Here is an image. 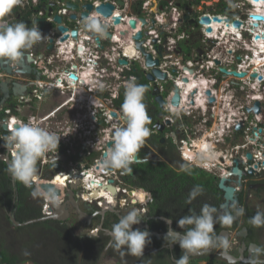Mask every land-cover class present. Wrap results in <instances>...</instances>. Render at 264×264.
Wrapping results in <instances>:
<instances>
[{
  "label": "built area",
  "instance_id": "obj_1",
  "mask_svg": "<svg viewBox=\"0 0 264 264\" xmlns=\"http://www.w3.org/2000/svg\"><path fill=\"white\" fill-rule=\"evenodd\" d=\"M90 2L94 9L106 3L114 6L109 17H104L97 11L90 14L95 15L107 27V32L113 39L109 40L105 35L98 34L91 37L88 32H83V20L72 21L69 18L70 13L66 14L65 10H59L58 14L64 17L65 25L68 27L74 25L73 29L80 32L79 40L75 42L76 46L71 43L74 53L70 58L78 65L77 68L70 67L64 70L61 73L64 79L60 85L48 89L40 85L31 90L33 94L30 92L28 96H21L15 100L13 107L0 109L5 115L1 124V127H6V130H2L3 137L10 134L18 120L24 122L31 120L61 136L57 154L59 170L54 168L52 162L56 153H48L38 162L37 170L40 171L32 180L46 202L61 200L64 196L63 191L69 190L70 186L75 184L76 192H79L84 204L108 211L109 207H112L116 210L133 208L139 212L140 206L151 200L146 198L144 192L137 193L126 187L123 179L127 177V172L106 168L104 161L111 147L115 128L124 126L121 105L124 101L126 83L132 78L139 83L141 75L146 78L148 74L153 75L154 70L165 75V79L157 77H154L153 81L146 79V93L149 97L147 102L156 104L153 91H157L161 96L164 102L161 125L177 131L180 144L185 148L182 157L189 166L203 169L212 175L225 176L228 170L234 167V161L246 160L245 156L251 154L252 167L258 165L256 166L258 171L264 168L262 145L264 65L255 66L256 55L243 54L239 43L241 34H235L234 37L232 31L224 24H199L203 17H214L212 10L208 12L213 15L197 12L196 16H190L185 20V8L198 10L202 5L201 0H90ZM31 3L36 4L37 0H24L21 8H26ZM233 5L236 10H241L245 6L243 0ZM116 16L121 17L118 27L114 26L113 17ZM225 16L218 18H230L229 15ZM234 19L240 20L238 16ZM249 21L251 22L248 19ZM248 22L246 25H249ZM208 28L211 32H207ZM138 33H141L139 40L141 48L152 60H158L157 66L146 65L144 54L136 47L134 38ZM193 39L198 42V52L193 49L192 55L184 58L179 45L194 41ZM80 47L84 51H80ZM58 50V53L44 61L50 64L55 58L60 60V52L61 55L67 53L62 46ZM64 59L67 58H62ZM120 60H125L126 64H120ZM94 65L98 66L102 73L100 77L104 78L103 82H99V86L95 83L97 79L92 81L94 72L91 69ZM222 67L228 72L236 69L238 73H245V77L224 76L220 72ZM254 73L261 79H252L251 75ZM70 74H74L78 81H72L69 78ZM70 88L73 91L77 88L87 91L96 89L98 96L101 97L98 104L100 125L92 123L89 117L82 113L73 112L71 120L65 123L56 119L63 107L73 104L72 96L70 102L66 100L60 109L46 117L37 119L25 114V111L35 103L42 102L50 91L57 90L61 96H65ZM177 88L179 103L173 105L172 100ZM187 88H190L188 93ZM256 103L259 110L255 108ZM49 117L56 120L55 124L49 125L50 127L47 125ZM237 126H240L238 131ZM209 146L215 152V159L210 163H202L199 157ZM75 152L89 159L87 168L78 169L73 159H64ZM0 158L4 162L11 159L10 151L4 146L0 147ZM134 163L135 161L131 165ZM47 170L52 174L51 180L41 177ZM41 183L54 185L62 192V196L57 199L49 197L40 188ZM110 186L114 188V193L109 189Z\"/></svg>",
  "mask_w": 264,
  "mask_h": 264
},
{
  "label": "flooded vegetation",
  "instance_id": "obj_2",
  "mask_svg": "<svg viewBox=\"0 0 264 264\" xmlns=\"http://www.w3.org/2000/svg\"><path fill=\"white\" fill-rule=\"evenodd\" d=\"M38 1L41 2V0ZM201 2L204 9L208 7V9L212 10L213 13H219L226 16L231 14V7L226 6L224 0H201ZM255 10L256 13H258L256 8H254L252 11ZM236 13L237 15L239 14L238 12ZM19 15L21 16V19L17 20ZM239 17H241L242 20H246L245 15H239ZM6 20L9 23H16L18 21L25 22L26 17H23V13L15 8L12 14L9 17H6ZM253 22L254 21L250 22V29L248 25L245 26V21H243L241 31L243 33L242 40L245 43H251L252 41V39L247 38L250 35L248 29L254 32L264 29V27H262L263 24L260 22L257 28H252ZM74 27V25H70V31L72 30L71 33L78 31V29H73ZM40 30L43 33L45 39L35 44L30 50L26 51L19 61L12 62L3 59L5 62L3 64H5V66H0V83L3 81L6 82L9 85L8 87L11 89L13 84L19 83L21 87L20 90L24 91V93L20 94V91H17L16 94H11L9 97L10 99H7L4 104L0 106V109L3 107H10L9 104L13 105V102L20 99L21 96H28L30 92L33 94L32 89L38 88L40 85L43 86V88L48 89L62 83L64 77L61 75V73L64 72V70L61 69L58 61L53 59L54 61L50 62V64H48L47 61H44V59L49 58V55H44V53L47 51V48L51 47L47 43L49 37L52 36L51 27L47 28L43 24ZM58 32L61 34V31ZM188 43L189 44H186L184 47L179 46L180 53L183 56L192 55V50L195 49L197 51L198 49V43L196 41H191ZM252 43L253 44L250 47H252L254 50L251 51V55H253L255 51V44L259 43L264 45V43L261 41L257 43L253 41ZM189 48L191 50L188 52L187 50ZM255 55H264V53L255 52ZM255 61L258 62V64L257 62L255 63V66L257 67L264 65V61H258L257 57L255 58L254 62ZM7 69H10V72H8ZM234 70L236 71V69ZM188 89L189 88L186 89L187 93L189 91ZM98 94L99 93L94 88H92L91 91L82 89L79 90V88H77L76 91H73V89L70 88L67 90L65 96H61V94L57 91H50L47 94L48 96L44 98L42 102L39 101L35 103L25 111V114L27 116L32 115L37 119L46 117L49 113L60 109L61 104L66 100H69L70 102V98L72 96L74 99L73 104L63 107L57 114L56 119L65 123V121L71 120L73 112L74 114L82 113L86 114L92 123L100 125L101 123L98 122L100 111L98 104L101 97H99ZM1 98L2 97L0 94V100ZM147 113L151 119L149 128L152 130V134L146 139L145 144L137 154V158L142 160V162L134 163L131 165V169L136 165H143L145 167V165H148L150 162L157 163L158 177L155 189L156 191H159L158 195L153 194L148 190L138 188L139 185L132 186L133 191L137 193L144 192L146 198L151 199L150 201L147 200L146 203H143L140 206L139 212H137L139 218L142 220L141 224L133 226L134 228H140L142 230L148 229L150 231L151 243L145 248L149 252L145 253L144 257H134L129 255L126 249L117 250L112 244V237L110 236L112 233V226L115 223H118L122 216L128 214L130 211H135L136 209L125 208L116 210L113 208V211H108L106 209L84 204L80 199L81 195L79 192H76V189H71L70 186L69 190L63 191L64 196H62V192L60 191V196H62V199L56 201L60 205L66 207L68 211V217L62 221L55 220V222L59 223L61 229H55L54 233L70 235L72 241H68L67 243L64 240V243H57L56 247L61 254L57 259L59 264H62V260L65 259V251L67 250V247L69 250L74 251L72 257L76 255V264H78V258L81 254L82 246H84V252L82 254L81 264H97L99 260H102L101 264H106L108 261H112L115 264H162L160 255H163L166 261L171 258V264H175V260L178 259L177 255L179 253L181 254L179 245L172 244L171 236L169 235V237L165 238L166 233L169 229H175L176 231H180L182 234L186 229H179L177 227L176 221L186 215L199 214L203 205L208 204L204 202H206V200L207 202L209 201V191L204 187V184H201L199 180H197L199 177L198 175H195V166H189V164L184 161L182 155L185 154V152H183L185 148H183L180 144V136L178 135L177 131L174 129L170 130L169 127H165L163 125L162 128L157 126L161 125V119L164 116L162 111L156 104L150 103ZM4 119L5 115L1 110L0 147L3 146L2 137L4 132L2 131L1 124ZM55 123L56 120L53 117H49L47 125L51 126ZM262 145H264V141L262 142ZM64 159H73L74 164L78 169H82V167L87 168L89 164V159L77 152L73 153L70 157H64ZM0 161L3 162L1 158ZM238 161H240L238 167L240 171V178H238L235 174H226L225 176L213 175L214 179L216 181L218 180V190L216 193L219 198L217 215H222L224 212L230 211L232 215L235 216V219L231 225H224L217 221L216 223H218V225H215L214 234L215 236H222L223 232H227V236L222 237L228 239L230 247L228 249H223L222 247H219L218 244H216L208 249V251H201L204 252L202 255L190 257L189 262L193 259H200L198 264H207L211 260L217 264H230L225 258H223V253L226 251L227 254L237 260V262L234 264H252V261H257L258 264H264V227L255 228L250 223L251 218L258 211L264 212V168L258 171L256 167L258 165H254L252 167V160L238 159ZM231 170L232 169L228 170V172L231 173ZM39 171L40 169L37 170L38 173ZM137 172L139 171H134L132 169V171L130 173L127 172L126 175L127 177L132 176L134 179ZM141 172L145 171L141 170ZM8 175L11 178V186L13 188L14 195L13 198H11V202L13 201L11 206H8V195H5L3 190H0V242H3L1 240H5L7 237H9L10 239L15 240L17 243L18 233L20 234V232L23 231V228L28 226L15 227L10 220V215L14 216L15 218V206H17L15 205V197L17 196V190L15 187V180L12 179L10 174ZM41 177L43 179L46 178L51 180L52 174L50 170H47L42 174ZM221 178H227L226 186L235 188V195L238 200V204L232 205V208L230 206L227 209L223 208L226 200L224 198V192L219 189V181ZM195 186H200L203 188V193L197 196V202L193 208V204L189 205L187 203V199L189 200L188 194ZM167 187L169 188V192L166 193L168 195L166 198L169 204L168 206H165V204L162 203V189ZM26 188L31 190L30 194L27 195L28 201L32 205L37 206L36 208L40 212V215H46L44 217L35 219L45 218L54 214L55 210L50 205L51 202H46L44 200L42 195L36 189V186H29ZM71 201L76 202L79 209L86 214L85 219L80 220L79 214L77 213ZM174 201L177 203L175 205H171ZM191 202L193 203V201ZM152 209L156 211L155 214H153ZM241 209L243 210L242 213L239 212ZM167 221H169V223ZM29 229H33V227ZM23 242L27 243V241L21 240L19 242L20 248L17 246L14 249L13 243L11 241L10 248L8 249V245H6L5 249L8 250L11 255L20 257L21 259L31 257L32 253L35 255L37 254L36 252L29 250L27 245L23 246ZM108 245L109 248L106 249ZM171 245H173V248H170ZM18 251H22V253L19 254ZM25 251H28L30 255H23ZM38 252L41 253V257L43 258L42 260L39 256L40 260H35L38 262V264L43 263L45 259H49V250H41ZM103 252H105L104 256ZM241 258L248 260V262H244V260Z\"/></svg>",
  "mask_w": 264,
  "mask_h": 264
},
{
  "label": "clouds",
  "instance_id": "obj_3",
  "mask_svg": "<svg viewBox=\"0 0 264 264\" xmlns=\"http://www.w3.org/2000/svg\"><path fill=\"white\" fill-rule=\"evenodd\" d=\"M48 1L50 0H44V2H39L37 0L36 4L31 3L28 7L21 8L23 6L24 0H0V59H6L12 62L19 61L26 51L30 50L35 44L45 39L37 22L31 23V25L25 23L28 20L32 21L35 17H37V19L44 17L45 20L48 21V23H44V26H46L47 28L51 27L52 30V36L49 37L48 35L49 39L47 40V43L52 40V43L54 45V49L48 53L46 51L44 55H49L48 57L50 58V56H54L56 53H58L59 47L62 46L63 49L67 51V53H64L65 55H61V52L59 53L60 60L57 61L61 69H69L70 67H73L74 69L77 68L78 65L74 64V62H72L73 60L70 57L74 53V49L71 46V43L76 46L75 42L79 40V37L77 40L69 39L68 42H60V39L63 35L71 37L72 30L70 31V27L65 25L64 17L58 14L59 10L57 11V15L62 17L60 24L54 23L52 17H45V12L47 10V5L45 3H48ZM238 1L239 0H230L226 2L224 0L226 6L231 7V14L229 15L231 19H228L225 15L213 13V18H218V16H225L226 18H218L219 22H215L213 18L207 17L210 19V23L201 24L200 21L204 18L203 17L199 21V24H224V26L228 28V30L232 31L231 33L232 35H234V37H236L235 34H241L239 43L242 52L243 54L252 56L251 51L254 49L250 46H252V42L254 41L255 36L253 34V31L250 30V21L248 22V19L253 21L250 18V15H253L252 10L254 9L253 6L255 2H253L252 0H243L245 6L241 8V10H236L233 4ZM62 4L63 5L60 11L65 10L66 14L70 13L71 16V11L68 9V12L64 3ZM197 4L199 5V2H197ZM38 5L40 6V8L38 9L36 16H34L32 14V8H35ZM15 8H17L18 11L23 13V17H26L25 22L18 21L16 23H9L6 20V17H9ZM208 10V7L204 9L202 5L198 10H193L192 8L187 7L185 8V15L188 14V11H191V13H189L188 17L184 19L187 20L190 16H196L197 12L200 14H206L207 12L209 15H213L208 12ZM94 11L95 9L93 7L92 12ZM236 12H238L239 14L237 15ZM254 13H256V10ZM90 14L89 16L85 17L82 21L83 29L85 31L94 32L98 35H105L106 26L95 15ZM239 15H245L246 20H242ZM236 16H238L240 20H235L234 18ZM20 19L21 16L19 15V17H17V20ZM49 19H51V21ZM78 19L80 18H77L76 20ZM234 21H239L241 23V26L239 28H234ZM243 21H245V26L246 22L249 23L248 26L250 29H248V32H250V35L247 38L252 39L251 43H245L242 40L243 33L241 31V27L243 25ZM263 25L262 27H264ZM58 27H63L65 29V32H61L60 34L57 31ZM207 32H211V29ZM57 33L60 35V37L57 36ZM257 35H264V33ZM261 42H264V40H262ZM186 44L189 43L180 44L179 46L184 47ZM190 50L191 49L189 48L188 52ZM80 51H84V49L82 48V50ZM253 55H255V53H253ZM62 58L67 59L62 60ZM184 58H186V56H184ZM91 70L94 72V78L92 79V81L95 79L99 80L98 82L97 80L95 81L96 85L99 86V82L104 81V78L100 77L102 73L100 72L98 66L95 65ZM145 79H147V77ZM178 90L179 89L177 88L175 90V93L178 92ZM146 92L147 87L145 85L136 83L135 78L130 79L126 83L124 101L121 105V113L122 118L124 120V126L116 127L113 132L112 144L111 147L108 149L107 158L104 161V166L106 168L121 169L125 172L130 173L132 171L131 164L135 161L137 154L145 144L146 139L149 138L152 134L151 129L149 128V125L151 124V119L147 113L146 105L144 103ZM9 106L13 107V105L10 104ZM3 140L4 148L9 150L11 153V159L8 162L7 171L15 181L21 184H31L33 178L37 174L38 162H40L48 153H56V156L52 162L55 166H57V154L61 136H59L55 132L49 131L45 127H41L40 125L34 123L31 120H29L28 122L18 120L16 125L13 126V128L11 129L10 134L6 137H3ZM199 159L202 163H210L212 160H214L215 152L213 151L212 147L209 146L207 151L201 153ZM202 193L203 188H201L200 186L193 187L191 192L188 194V202L191 203V201L195 200L196 197L198 195H201ZM242 211V209L239 210L240 213H242ZM217 213L218 209L215 206L204 204L199 214L186 215L176 221L177 227L179 229H186L185 231H183L182 234L180 231H176L175 229L168 230L165 238L169 237L170 235L172 244H178L182 253L181 256L175 260V264H189L190 256L198 254L201 251H206L216 244H218V246L222 247L223 249H228L230 247V243L227 238H224L222 236H215L214 228L217 221L221 222L224 225H231L235 219V216H233L230 211L224 212L222 215H217ZM141 222L142 220L139 218L137 212L134 210L122 216L119 222L115 223L111 229L113 246L117 250L126 249L127 253L131 256L144 257L145 248L151 243V233L148 229L142 230L140 228L133 227L134 225L141 224ZM250 223L255 228L264 227V212L258 211L251 218ZM23 255L29 256L30 253L28 251H25ZM252 264H258V262L252 261Z\"/></svg>",
  "mask_w": 264,
  "mask_h": 264
},
{
  "label": "water",
  "instance_id": "obj_4",
  "mask_svg": "<svg viewBox=\"0 0 264 264\" xmlns=\"http://www.w3.org/2000/svg\"><path fill=\"white\" fill-rule=\"evenodd\" d=\"M252 1L257 3V4L259 2H261V0H252ZM41 2H44V0H41ZM61 2L64 3L65 7L71 11L72 15L70 16V19H72V20H76L77 18H80L81 20H83L85 17L89 16V14L93 11V6L90 4V2H88V0H50V1H48V3H45L47 5V10L45 12V17H47V18L52 17L53 22L57 23V24H60L61 18H62L61 16L57 15V11L62 8V3ZM120 5H122V3H120ZM39 8H40L39 5L37 7H35V8L34 7L32 8V14L34 16H36V13H37ZM113 10H114V6L112 4H110V3L103 4L100 7H98L97 9H95V11L101 13L104 17L111 16ZM189 13H191V11H188V14ZM188 14H186L184 16V18H187ZM250 18L253 21H255L252 24L253 25L252 27H254V28H257L259 26L258 22L264 24V15H261V14L257 13V14L250 15ZM113 20H114V26L118 27L120 25V23H121V17H118V16L113 17ZM213 20L215 22H219L218 18H213ZM35 22H37L39 24V28L40 29L42 28V26H43V24L45 22L48 23V21H46L44 17L43 18H38V19H37V17H35L32 21L28 20L26 23L28 25H31V23H35ZM200 23L201 24H209L210 23V19L207 18V17H204L200 21ZM240 26H241V23L239 21H234V23H233V27L234 28H239ZM82 29H83V27H82ZM57 31L65 32V29L63 27H58ZM207 31H210V29H207ZM83 32H88L91 37L97 35L94 32L85 31L84 29H83ZM57 36L60 37V35L58 33H57ZM105 36L109 40L113 39V36L107 32V27H106ZM78 37H79V31L73 32V33H71V37H69L67 35H63L61 37V39H60V42L61 43H63V42L65 43V42H68L69 39L77 40ZM134 39L136 40V47L138 49H140L144 53L147 66L148 67L157 66L158 65V61H153L151 56L146 54L144 52V50L141 48V42L139 41L141 39V33H138ZM262 40H264V35H256L254 37V41L255 42H259V41H262ZM48 43H49V45L51 47L47 48V51L51 52L54 49V45L52 43V40H50V42H48ZM79 50H82V47H80ZM3 63H5L3 61V59H0V66H2V67L5 66V64H3ZM119 63L122 64V65H125L126 61L125 60H120ZM7 70H8V72H10V69H7ZM220 72L224 76L233 75V76L238 77V78L245 77V73H238L236 71L228 72L224 67L220 68ZM69 77L72 80H74V81L77 80V77L74 74H70ZM154 77H157V78H159L161 80L165 79V75L161 74L158 70H154L153 71V75H147V80L153 81ZM251 78L252 79H254V78L261 79V77H259L256 73L252 74ZM8 86L9 85L6 82H4V81L0 83V94H1V97H2L1 100H0V106L3 105L4 102L7 99H9L11 94H16L17 91H20V94L24 93V91L20 90L21 87H20L19 83L13 84L12 89L9 88ZM24 89H22V90H24ZM152 95L155 97L154 101H155L156 105L158 106V108L160 110H162L164 108V102H163L161 96H159L157 91H153ZM211 101H213V100H211ZM172 103H173V105H178V103H179L178 92L175 93V96H174V98L172 100ZM257 107H258V103L255 104V108L256 109H257ZM257 110H259V109H257ZM157 126L160 127V128L163 127L162 125H157ZM239 129H240V126H237L236 130L238 131ZM2 130L3 131L6 130V127L2 126ZM246 157H247V159H250V160L252 159V157L249 156V155H246ZM8 162H9V160L6 161L7 165H8ZM140 162H142V160H139L136 157L135 163H140ZM239 164H240V161H238V160L234 161V168L231 170V173L227 172V175L235 174V175H237L238 178H240V171L238 169ZM54 168L56 170H59L60 167H59V165H57ZM226 182H227V178H221V180L219 181V189L224 192V198L226 200V203L223 206V208H225V209H227L229 206L232 208V205H234V204L237 205L238 204V200H237L236 195H235V188L226 186ZM237 184H238V181H237ZM30 186H35V183L32 181ZM39 186L49 197H51L53 199H57L60 196V190L57 189L54 185H52L50 183H41ZM76 187H77V184L71 186V189L75 190ZM109 189L112 190L113 193L115 192L113 187L110 186ZM71 203L74 205L77 213L79 214L80 220L85 219L86 218V214L83 213L79 209L77 203L73 202V201H71ZM50 205L55 210L54 214H52L51 216L45 217V218L33 219V220L26 221L24 223H19V222H17L15 220L14 216L10 215L9 217H10V220H11V222L13 223V225L15 227L29 226V225H33V224L44 222V221H48V220L62 221V220H65L68 217V211H67L65 206L60 205L56 201L51 202ZM109 211H113L112 207H109ZM167 222L169 223V221H167ZM110 236L112 237V233L110 234ZM222 236H227V232H223ZM109 245H110V243H109ZM109 245L107 246L106 249L109 248ZM170 248H173V245H171ZM206 251H208V250H206ZM83 252H84V246H82V251H81V254L79 255V258H78V264H81V259H82ZM147 252H149V251L145 249L144 254L147 253ZM153 252H154V250H153ZM204 252H199L198 254L192 255L190 257L200 256ZM104 253L105 252H103V256H104ZM223 258H225L228 261V263H230V264H234V263L237 262V260L234 257H232L229 254H227L226 251H224V253H223ZM241 259L244 260L243 258H241ZM101 262H102V260H99V262L97 264H101ZM244 262H248V260H244Z\"/></svg>",
  "mask_w": 264,
  "mask_h": 264
},
{
  "label": "trees",
  "instance_id": "obj_5",
  "mask_svg": "<svg viewBox=\"0 0 264 264\" xmlns=\"http://www.w3.org/2000/svg\"><path fill=\"white\" fill-rule=\"evenodd\" d=\"M188 51V50H187ZM139 83L141 85H146V79L144 78V76H140L139 77ZM148 96L147 93H145V98H144V103L146 105V109L149 108V102H147L148 100ZM7 167L8 165L2 161H0V190H3V192L5 193V195H8V206H11L12 202H11V198H13L14 192H13V188L11 186V178L9 177V173L7 171ZM132 169L134 171L138 170L139 172H137L136 177L133 179L132 176H128L127 178H124V184L126 185V187L132 189V186H138V188L143 189V190H148L150 192H152L153 194L158 195L159 191H156L155 189V185L157 184V163L156 162H150L148 165H145V167L143 165H136L134 167H132ZM145 171V172H141ZM195 175H198L199 178H197V180H199V182L201 184H204L205 188H207V190L209 191V201L204 202V203H208V205L211 206H215L216 208H218V202H219V198L216 195L217 190H218V180L216 181L213 177V175H210L208 172L204 171L203 169H199V168H195L194 169ZM145 174V175H144ZM142 180V181H141ZM144 181V182H143ZM202 186V185H201ZM15 187L17 190V196L16 201H15V209H16V213H15V218L16 220L21 223V222H25L31 219H35V218H39V217H44L46 215H40V212L38 211V209L36 208L37 206L32 205L27 198V195L30 194L31 190L26 188L24 184H21L17 181H15ZM203 187V186H202ZM169 192V188H165L162 189V203L165 204V206H168L169 202L166 198V196H168L166 193ZM189 200L187 199V203L189 205L193 204V208L195 207V203L197 202V197L195 200H193V203H189ZM168 202V203H167ZM177 202L174 201L171 205H175ZM46 212V211H45ZM153 214H155V210L152 209ZM47 214V212H46ZM215 225H218V223H216ZM29 228L33 227L34 228H38L42 238H44V242L42 243L41 247H38L36 245H33L32 247L36 248V255H39L40 257L42 256L41 253H39L38 251L41 250H49L50 251V256L49 259H45L43 261V263L40 264H59V262L57 261L60 252L57 249V243H64V240L68 243L72 242L71 241V237L70 235H65V234H56L54 233L55 229H61V226L59 225V223L55 222V221H45V222H41L38 224H34V225H30L28 226ZM20 230V229H18ZM49 230V233H48ZM45 231V233H44ZM8 239H10L9 237H7ZM35 237L33 240L30 241V243H35L36 241ZM5 239V240H1L3 242H0V264H23L24 262L29 261L32 264H38V262L35 261L34 258L32 257H27V259H21L20 257H16L13 256L9 253L8 250L5 249V246L8 245V249L10 248V242L11 241H15L13 239ZM72 254H74L73 250H69L67 247V250L65 251V259L62 260L63 263L62 264H76V255H74V257H72ZM182 254V253H181ZM181 254L179 253L177 255V258H179L181 256ZM35 255V254H34ZM161 258V263L162 264H171V258H169L167 261L164 259L163 255H160ZM43 259V258H42ZM198 261H200V259H193L189 262V264H198ZM207 264H217L214 261H210Z\"/></svg>",
  "mask_w": 264,
  "mask_h": 264
},
{
  "label": "rangeland",
  "instance_id": "obj_6",
  "mask_svg": "<svg viewBox=\"0 0 264 264\" xmlns=\"http://www.w3.org/2000/svg\"><path fill=\"white\" fill-rule=\"evenodd\" d=\"M194 40V39H193ZM195 41V40H194ZM35 237H37L36 238V241H35V243H29L31 240H33ZM8 239V238H7ZM8 240H10V239H8ZM21 240H24V241H27V243L26 242H23L22 244H23V246H26L27 245V247H28V249L29 250H32L33 252H36V249L34 248V247H32L33 245H36V246H38V247H41V245H42V243L44 242L43 241V238H42V236H41V233H40V231H39V229L38 228H34V229H29V227H26V228H23V231H21L20 232V234L18 233V241H17V243L15 242V241H12V243H13V248L15 249L17 246L20 248V246H19V242L21 241ZM11 241V240H10ZM32 247V248H31ZM31 248V249H30ZM19 252V254H21L22 253V251H18ZM31 257L32 258H34L36 261H38V260H40L39 259V255H34L33 253H32V255H31ZM41 259H42V257H40ZM24 259H27V258H24ZM43 260V259H42ZM23 264H32V263H30V262H24ZM106 264H115L114 262H112V261H108ZM203 264V263H202Z\"/></svg>",
  "mask_w": 264,
  "mask_h": 264
},
{
  "label": "bare ground",
  "instance_id": "obj_7",
  "mask_svg": "<svg viewBox=\"0 0 264 264\" xmlns=\"http://www.w3.org/2000/svg\"><path fill=\"white\" fill-rule=\"evenodd\" d=\"M254 8H256L257 10H258V13H260L261 15H264V0H261V2H259L258 4L257 3H255L254 4ZM255 11H252V13H254ZM252 22V21H251ZM255 22V21H254ZM253 22V23H254ZM252 23V24H253ZM253 26V25H252ZM259 33H264V29H260V30H258V31H253V34L256 36L257 34H259ZM264 43V42H263ZM253 44V43H252ZM255 52H258V53H264V45H262V44H259V43H257V44H255V51H254V53ZM257 57V60L259 61L260 59H264V55H256L255 56V58ZM257 64H258V62H257ZM256 64V65H257ZM259 67V66H258ZM189 91H190V88L188 89ZM187 91V90H186ZM198 147L200 146V144H198L197 145Z\"/></svg>",
  "mask_w": 264,
  "mask_h": 264
},
{
  "label": "crops",
  "instance_id": "obj_8",
  "mask_svg": "<svg viewBox=\"0 0 264 264\" xmlns=\"http://www.w3.org/2000/svg\"><path fill=\"white\" fill-rule=\"evenodd\" d=\"M44 5V4H43Z\"/></svg>",
  "mask_w": 264,
  "mask_h": 264
}]
</instances>
